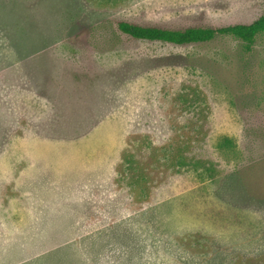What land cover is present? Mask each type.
Wrapping results in <instances>:
<instances>
[{
    "label": "rangeland",
    "instance_id": "374dc122",
    "mask_svg": "<svg viewBox=\"0 0 264 264\" xmlns=\"http://www.w3.org/2000/svg\"><path fill=\"white\" fill-rule=\"evenodd\" d=\"M29 3L82 14L62 64L0 34V264H264V37L114 33L250 24L264 0ZM61 72L87 88L78 108L45 96Z\"/></svg>",
    "mask_w": 264,
    "mask_h": 264
},
{
    "label": "trees",
    "instance_id": "16d2710c",
    "mask_svg": "<svg viewBox=\"0 0 264 264\" xmlns=\"http://www.w3.org/2000/svg\"><path fill=\"white\" fill-rule=\"evenodd\" d=\"M0 1L3 3L2 5H20L14 11L9 10L0 20V34L5 36V40H9L10 43L13 42L16 49L23 51V55H25L30 48L26 42H30L33 36H37L42 43H45L46 46L44 48L48 49L50 55L54 56L62 64L60 58L55 54V50L58 47H56L54 41L57 39L64 40L66 35L72 31L75 22L82 14L80 5L64 10H40L38 6L29 3L30 0ZM116 32H120L135 40L160 42L177 46L209 43L219 36L232 37L242 43L245 53H251L257 37L259 35L264 37V14L250 24H236L219 28L188 27L184 30L142 26L121 21L116 24L114 33L116 34ZM38 52H40L39 48ZM67 77H64L61 72L60 79L49 82L48 93L46 95L44 93L51 101L59 105L60 109L65 110L78 108L76 104L80 102L84 91L86 92L87 89L83 83L81 88L74 83L75 79L72 78L69 81ZM68 122L66 121L65 124H69ZM228 220L229 218L225 221L227 222Z\"/></svg>",
    "mask_w": 264,
    "mask_h": 264
}]
</instances>
